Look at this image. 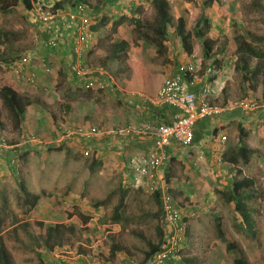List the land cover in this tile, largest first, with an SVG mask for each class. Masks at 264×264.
<instances>
[{"label":"rangeland","instance_id":"obj_1","mask_svg":"<svg viewBox=\"0 0 264 264\" xmlns=\"http://www.w3.org/2000/svg\"><path fill=\"white\" fill-rule=\"evenodd\" d=\"M201 1L168 0L174 22L183 16L186 31L192 32L199 15L197 4ZM88 2L94 23H98L101 17L108 18L105 24L93 30V46L85 55L88 65H100L105 72L95 75L96 81L92 86H80L76 78L71 79L67 76L68 72L64 71L71 57L68 46L70 34L65 35L62 30L61 35L57 29L58 39L62 41L64 38L61 45L66 47L57 50L56 46L47 48L41 44V37H35L36 30L42 26L32 10H27L18 1L7 10L0 11V31L8 35L7 38L0 37V51L12 56L10 61L22 54L32 55L31 61L18 69L11 68L10 61L1 62L0 79L8 75L19 84L22 92L37 96L44 103L29 105L22 126L15 128L0 101L3 121V127H0V235L14 264H57L56 258L41 246H35L30 238L31 233L41 229L37 222L47 224L69 221L81 224L80 229L87 226L93 234L92 238L96 240L93 252L98 259L109 262L115 259L106 254L105 248L109 246L110 239L123 246L125 252H119L128 256L133 264H142L147 249L145 240L154 243L159 238V217L156 216L158 201L153 196L156 192L146 184L134 186L131 182L128 186H122L121 166L106 163L107 159L103 158L105 151L113 147L96 150L87 146L84 149L82 141L76 139L75 134L66 133V129L73 130L81 124L110 128V125L122 124L126 116L138 117L141 103L157 99L165 77L180 72L184 64L192 62V59L200 62L201 46L196 38H192L193 58L189 59L191 53L184 52L174 26L167 29L164 49L157 50L151 45L149 36L152 30L149 24L155 17L151 0H116L99 12L95 11L99 0ZM206 13L210 24L208 35L215 40L214 48L218 49L224 39L245 35L247 31L256 35L264 34V0H215ZM124 15L120 24L115 26L111 23V18ZM134 20H138L140 25L135 26ZM118 39L128 42L126 54L121 60H109L106 58L110 52L109 47ZM260 46L264 48V43ZM41 56L47 58L45 67L39 62ZM233 60L232 55L223 64V69L210 79L218 89L216 98L213 97L210 102L224 105V98L228 100L227 103L245 98L258 105L249 115L243 113L245 121L241 126L247 133L243 143L255 149V153L248 164L240 163L239 166L241 173L256 180V187L261 192L260 197L251 201V205L257 209L253 213L255 230L252 237L242 232L240 217L220 194L203 197L200 193V197L196 193L195 199L201 209L194 222L196 226L191 230L192 246L187 245L185 251L192 253L193 257L202 258L205 254H199L197 249L205 244L206 258L211 262L231 264L229 254L224 251L223 244L216 236L213 214L218 216L226 236L240 248L246 264H264V83L262 85L258 82L256 89L251 90L240 80L239 74L232 70ZM100 81L103 87H100ZM125 95L138 96L134 100L137 103H132ZM234 127L233 124V129H227L230 134L224 140V145L229 148L237 142V129ZM13 144L20 146L19 152H24V155L8 152L3 157V149ZM110 160L117 162L113 158ZM171 162L172 173L169 171L167 177L166 170L163 172L164 178L174 191L175 200L186 203L181 193L192 195L194 189H202L194 188L190 181L193 175L190 179L183 178L185 170L181 161L175 158ZM20 176L31 191L44 192L28 212L17 196L15 180ZM229 180H224V184L229 185ZM203 181L207 185V180ZM216 184L220 182L213 181L214 187ZM123 190L124 203L117 214L120 219L116 220L121 226L118 229L116 225H111L115 222L112 220L115 214L113 206ZM97 200L102 203L96 205ZM69 206H73L72 209ZM69 210L73 214L67 217ZM78 211L86 216V221H90L89 225H82ZM12 226H15L14 230ZM105 230H109L106 236ZM73 237L72 232L64 231L61 244L72 248ZM89 249L86 248V251ZM36 250L42 252V257H37Z\"/></svg>","mask_w":264,"mask_h":264},{"label":"trees","instance_id":"obj_2","mask_svg":"<svg viewBox=\"0 0 264 264\" xmlns=\"http://www.w3.org/2000/svg\"><path fill=\"white\" fill-rule=\"evenodd\" d=\"M18 1L23 3L24 7L27 8V10H32L33 14L34 8L39 6L42 8H46L47 6H49V8L52 10L68 8L74 9L75 6L80 2H85L87 4L89 3L88 0H0V11L7 10L8 8L16 4ZM214 1L215 0H202L201 3L197 4L199 9V15L195 20L193 31L189 32L186 31L185 19L183 16H179L174 22L173 16L170 13V6L168 0H151L152 6L155 11V17L149 24L152 30V34L149 36V41L151 45H154L157 48V50L164 49V42L167 36V29L169 26H174V32L179 38L184 52H186L187 54H190L192 52V38H196L199 41L202 50V59L200 61L201 73H203V71L207 67H209L211 70V77H209V80L213 79L215 77V74H217L218 71L223 69V64L229 59V57L233 55L234 60L232 64V70L235 73L239 74L240 80L243 83H246V85L251 90H255L258 85V82H261L262 85L264 83V48L260 46V44L264 43V34L256 35L247 31L245 32V35H234L231 38L224 39L218 49L216 47L214 48L215 40L208 35L210 31V24L206 13L207 8H211ZM115 2L116 0H99L95 11L99 12L103 9V7L107 6L109 3L113 4ZM34 17H36L35 14ZM123 17H125V15L120 16L119 18H111V23L116 26L122 22ZM107 19V17H101L97 24L95 23L91 25L92 29L94 30L99 26L105 24ZM134 22L135 26L140 25V22L138 20H134ZM39 24L40 26H42L41 28L39 27V30H36V34L39 37H47L51 34V31L44 28L42 23ZM64 32L70 34L67 31ZM2 36H5L6 38L8 37L5 31H0V37ZM69 37V42H71L72 45L71 34L69 35ZM66 39H68V37ZM61 44H63V42L61 40H58V44L55 49L57 50L58 48H60ZM127 46L128 42L126 40H115L109 47L110 52L108 55H106V58L109 60L123 59L126 54ZM11 58L12 56H9L8 53L0 51V63L8 62L11 60ZM66 68L64 70L65 73L68 72V66H66ZM68 74L70 73L68 72ZM183 74L187 80L191 78L189 76V72H184ZM73 77L74 76H72L71 78ZM76 80L80 83V86L83 84L85 85V80L78 78H76ZM39 99L40 98L37 96L28 95L22 92L19 84L15 80L10 78L8 75L0 79V101L4 108L8 111V114L10 115V118L15 128L22 126L29 105H34L38 103H40L41 105L44 104ZM226 104L227 103L224 102V105ZM237 110L234 111L238 112ZM1 115L2 114L0 109V127H3ZM129 136L130 135H126L123 136V138L126 139ZM246 137V131L242 127L237 125V142L234 147L229 148L227 151H224V154H222V158L233 166H235L238 162L243 165L248 164L250 157L252 156V154L255 153V149L249 148L243 143ZM82 143L84 144L83 148L85 149L88 144H85L84 142ZM20 148V146L13 144L10 148L3 149V154L1 155H3V157H6L8 152L18 153ZM18 154L22 156L24 155V152H22L21 154L19 152ZM128 167H130L129 161ZM235 173L236 175H238V178H232L230 180L229 185L225 187L224 190H222L220 196H222L225 202L228 203L232 210L240 217L241 226L243 228L242 232H244L246 236L252 237V234L255 230L253 225V213L257 209L251 205V201L254 198L260 197L261 192L255 185V179H253L252 177L240 176L241 173L238 168H235ZM165 181L168 183L167 179H165ZM15 182L18 189L17 196L19 198V201L21 202L22 206L25 207V211L28 212L36 205V203L39 201L41 195H43L44 192L42 191L40 193H37L31 191L26 186L22 176H20V178H17ZM169 191L173 195V191L171 190V188L169 189ZM153 194L154 198H156L157 200L158 194ZM124 196L125 192L123 190L118 202L113 207V211L115 212V214L112 216L113 221L120 219L119 215L117 214L123 206ZM99 203L102 202L99 200L95 202L96 205ZM69 207L72 209L73 206ZM78 213L82 221H86V216H84V214L80 211H78ZM71 214H73V212L69 210L66 216L69 217L71 216ZM156 216L159 217V222L157 223V235L159 238L154 243L145 240L147 249L143 254L142 262H146L150 255H152L160 247L164 238V229L160 221V212L159 214H156ZM186 218L187 217L185 216L184 220H186ZM37 225L41 229L36 233H31L30 238L35 246H41L43 250L47 253L52 250L53 246L61 244L64 238V231L72 232V234H74L76 228L75 225L69 221L49 222L47 224L37 222ZM214 227L216 236L223 244L224 251L227 252L230 256L231 264H246V261L240 248L223 232V227L221 226V222L217 217H215L214 220ZM11 229L14 230L15 226H12ZM141 238L143 237L141 236ZM120 249H124L123 246L117 244L116 242L110 239L107 253L110 256H114L116 255V252ZM35 253L38 258L42 257L43 255L42 252L38 250H36ZM68 263L69 261H65L61 262L60 264ZM0 264H14L12 256H10V253L3 244L1 235Z\"/></svg>","mask_w":264,"mask_h":264},{"label":"built area","instance_id":"obj_3","mask_svg":"<svg viewBox=\"0 0 264 264\" xmlns=\"http://www.w3.org/2000/svg\"><path fill=\"white\" fill-rule=\"evenodd\" d=\"M34 14L44 28L51 31L47 37L40 38L44 47L52 48L58 44L57 29L70 32L72 45L70 47V59L67 61L68 72L75 78L85 80L86 86H92L96 81L95 75H102L104 70L101 66H91L85 61L86 52L93 43L92 16L89 13V5L85 2L78 3L74 9L34 8ZM37 34L35 37L37 38ZM35 57V56H34ZM31 54H22L18 58L10 61L9 66L13 69L28 64L31 61ZM193 54L189 55V59ZM39 62L46 66L47 58L41 56ZM201 61V58H200ZM198 63V64H196ZM200 62L192 59L186 62L180 72L167 76L161 82L157 93L160 102L168 104L177 109V113L168 123H154L149 119H137L127 123H122L110 128L97 126L94 124H81L73 130L66 129V133L75 134L78 138H88L92 136H103L111 134L114 136L139 135L140 137H151L153 144L145 152H133L129 157L130 183L146 184L152 191L158 194L160 207V221L164 229V238L160 247L146 260L145 264H165L168 260H177L180 257L181 244L183 241L186 220L182 208L178 205L175 197L169 191L170 187L165 181L163 171L167 164L164 148L172 140L181 145L191 144L194 133L193 127L199 119L210 118L218 115L223 109H238L247 113L255 111L258 105L249 99L241 98L226 105H217L210 102L218 92L212 85L211 70L207 67L203 73L199 71ZM201 69V67H200ZM184 72H189L191 77L187 80ZM199 82V93L192 89L195 82ZM103 87L102 81L99 82ZM90 147V146H89ZM91 149V148H90ZM162 172V173H161ZM156 184L153 187V184ZM72 248L65 244L55 245L50 254L61 259L65 257L72 260ZM68 254H71L69 256ZM87 264H104L102 259H98L95 253L88 251L84 255ZM71 258V259H70Z\"/></svg>","mask_w":264,"mask_h":264},{"label":"crops","instance_id":"obj_4","mask_svg":"<svg viewBox=\"0 0 264 264\" xmlns=\"http://www.w3.org/2000/svg\"><path fill=\"white\" fill-rule=\"evenodd\" d=\"M94 22L95 21H93V24H95ZM64 34L67 35L66 32H64ZM63 40L65 39L63 38L62 41ZM68 46L70 48L71 42ZM65 47H66L65 45H60L59 49ZM67 76L70 78L72 77L71 74L68 73ZM74 78L75 77L71 79ZM199 87L200 84L197 81L192 86V89L195 90L197 93H199L200 92ZM125 96L129 97V100L131 99L130 101L132 103L134 104L137 103L134 100L135 98L138 99V96L137 97L130 95H125ZM224 101L225 103H227L228 100L224 98ZM234 110L237 109H223L218 115L214 117L202 118L196 121L193 127L194 137L190 145L184 146L178 143L177 141L172 140L170 144L164 148V154L166 156L167 164L163 172L167 170L166 176L168 177L169 171L171 172L172 170L171 166L173 164H171L172 163L171 161L175 160L176 158V160L181 161L182 164H184L182 166L185 170L183 178L187 177L188 179H190L191 175H193V178H191L190 181L194 184V188L198 187L202 189L201 191H197L196 189H194L192 195L181 193L186 203H182V202L181 203L177 202V203L182 208V211L184 213L183 215L187 217L186 218L187 224L185 225L183 241L180 250L181 255L179 259L177 260L170 259L165 264H215L213 263V261L211 262L208 258H206L207 249L205 244L202 248L198 247L197 249L199 254H205L204 256H202V258H199L200 256L198 258L193 257V254L185 251V248H187V245L192 246V242H191L192 239H190L192 233L191 230L193 229V226H196V223L194 222L201 209L198 200L195 199L196 193L203 194V197L205 196L211 197L217 195V193L219 195L222 192V190H224L225 187L228 186L224 184V180L227 179L231 180L234 177L238 178V175H236L235 173V168H238L240 170L239 168V166H241L240 162H238L235 166H233L232 164H230L229 162L225 161L222 158L223 157L222 154H224V151L225 150L227 151L229 148L228 145H224V140L226 139L228 134H230V132L227 129L230 130L233 129V124L236 127V129H237V125L242 127L241 125H243V122L245 121V115L241 113L239 110H237L238 112H235ZM176 113H177V109L175 107L160 102L158 98L149 99V102L147 101L145 102V104L141 103L140 115H138V117L136 116L137 118L136 117L130 118V116H126V118L123 119L125 121L124 122L122 121V123H127L140 118L149 119L154 123H168L172 120V118ZM246 114L249 115L250 112H247ZM116 125H118V123L114 125H110V127ZM75 138L84 142L85 144H88L90 148H95L96 150H98L99 148L109 149L110 147H113L110 150L105 151L104 153L105 156L103 158L107 159L106 163L119 164L121 166L120 174H121V180L123 182L122 186L123 185L128 186V184L130 183V167H128L129 155L136 151L145 152L153 144V139L151 137H140L139 135H130L126 139L111 134H106L103 136H92L91 138L88 137L86 139L78 138L77 136H75ZM234 144H236V142ZM129 148H131V151ZM127 151L130 152L127 153ZM111 158H113L115 161L117 160V162L111 161L110 160ZM196 163L198 164L196 166H193ZM196 167H198L197 170L195 169ZM240 176L250 177L244 175L243 173H241ZM203 180H207V185L204 184ZM213 181H218L220 182V184H216L214 187ZM140 185H144V184L141 183ZM173 195H174V191H173ZM159 212L160 209L158 205L156 214H159ZM212 217L215 218L218 216L212 214ZM80 221L83 223L82 225H89L90 223L89 220L88 221L80 220ZM74 225L76 228L74 231V237H73L74 240H72V250L74 251V253L72 254L71 264H87L86 257L84 256L85 253H87L85 252L86 248H90L89 250H92L91 252L94 253L92 247L93 244L96 242V240L92 238L93 234L90 233L89 228H87V226L85 229H80L81 224L79 225L74 224ZM111 225H116L118 229L121 228L119 222L117 221L112 222ZM96 227L98 226L96 225ZM108 231L109 230H105L104 236H106V233ZM105 249L107 250L106 251L107 256H110L107 253L108 247ZM120 250H123L125 252L124 249H120ZM120 250L116 252V255L111 256L115 258L113 259L112 262H109V260L108 261L104 260L102 262L104 264H133L131 260L128 258V256H125L123 253L119 252ZM182 252H184L183 255ZM61 262H65V261L57 260V264H60ZM142 264H145V262H143Z\"/></svg>","mask_w":264,"mask_h":264},{"label":"clouds","instance_id":"obj_5","mask_svg":"<svg viewBox=\"0 0 264 264\" xmlns=\"http://www.w3.org/2000/svg\"><path fill=\"white\" fill-rule=\"evenodd\" d=\"M88 5H89V3H88ZM90 9H91V8H90V6H89V13H90ZM92 46H93V45H92ZM91 48H92V47H91ZM91 48H90V49H91ZM90 49H89V50H90ZM98 66H100V65H98ZM101 67H102V66H101ZM102 68H103V67H102ZM103 70H104V69H103ZM96 74H97V73H96ZM103 74H105V72H104ZM97 75H98V74H97ZM112 127H113V126H112ZM90 138H91V137H90ZM158 203H159V202H158ZM158 205H159V204H158ZM159 209H160V207H159ZM59 245H61V244H59ZM53 247H54V246H53ZM89 251H92V250H89ZM86 252H88V251H86ZM49 253H50V252H48V254H49ZM72 254H73V252H72ZM50 255H51V254H50ZM51 256H52V255H51ZM52 257H53V256H52ZM54 258H55V257H54ZM56 260H60V259H59V258H58V259L56 258ZM61 260H62V261H69V260H66V259H61ZM69 263H72V262L69 261Z\"/></svg>","mask_w":264,"mask_h":264}]
</instances>
